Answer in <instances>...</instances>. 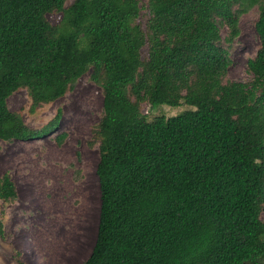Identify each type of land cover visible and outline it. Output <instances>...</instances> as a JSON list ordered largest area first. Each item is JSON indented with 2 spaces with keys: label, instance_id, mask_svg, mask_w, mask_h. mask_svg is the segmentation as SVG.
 Instances as JSON below:
<instances>
[{
  "label": "trees",
  "instance_id": "obj_1",
  "mask_svg": "<svg viewBox=\"0 0 264 264\" xmlns=\"http://www.w3.org/2000/svg\"><path fill=\"white\" fill-rule=\"evenodd\" d=\"M65 2L0 0V139H36L58 125L59 111L27 126L7 106L12 92L25 88L33 109L90 70L102 93L92 128L99 214L81 264H264V0H147L144 26L139 0ZM255 4L249 79L227 80L223 43ZM170 99L192 108L164 120L156 149L141 104ZM15 196L4 173L0 198Z\"/></svg>",
  "mask_w": 264,
  "mask_h": 264
},
{
  "label": "rangeland",
  "instance_id": "obj_2",
  "mask_svg": "<svg viewBox=\"0 0 264 264\" xmlns=\"http://www.w3.org/2000/svg\"><path fill=\"white\" fill-rule=\"evenodd\" d=\"M137 21L143 26L149 10L147 0ZM71 0H66L65 5ZM236 8V7H235ZM61 12L47 13L57 25ZM258 4L247 6L238 14V33L223 46L231 58L227 80L247 81L246 61L259 47L254 23ZM221 36L228 34L220 27ZM147 48L141 50L145 57ZM102 93L90 78V70L78 78L64 95L50 103L31 109V98L25 88L7 97L13 115L27 126L40 129L60 112L57 127L36 139L4 141L0 139V176L7 173L16 188V196L0 198V264H81L93 247L99 214V182L96 175L98 142L92 128L101 113ZM192 108L175 99L141 110L150 122L156 149L163 146L161 130L168 116ZM64 134L60 143L56 135ZM264 221V212L261 214Z\"/></svg>",
  "mask_w": 264,
  "mask_h": 264
}]
</instances>
